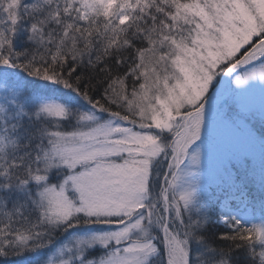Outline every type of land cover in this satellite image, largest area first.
Returning a JSON list of instances; mask_svg holds the SVG:
<instances>
[{
    "label": "snow or ice",
    "instance_id": "snow-or-ice-1",
    "mask_svg": "<svg viewBox=\"0 0 264 264\" xmlns=\"http://www.w3.org/2000/svg\"><path fill=\"white\" fill-rule=\"evenodd\" d=\"M0 264H264V0H0Z\"/></svg>",
    "mask_w": 264,
    "mask_h": 264
}]
</instances>
